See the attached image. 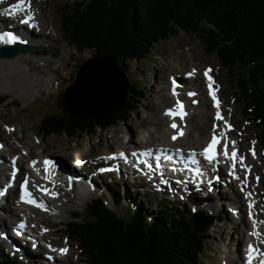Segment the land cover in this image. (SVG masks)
<instances>
[{
    "label": "trees",
    "instance_id": "trees-1",
    "mask_svg": "<svg viewBox=\"0 0 264 264\" xmlns=\"http://www.w3.org/2000/svg\"><path fill=\"white\" fill-rule=\"evenodd\" d=\"M70 7L68 14L66 6L61 9L64 41L115 64L141 61L153 44L177 36L176 29L193 34L204 54L219 61L245 118L264 144V0H83ZM244 69L246 74L239 76ZM258 84L262 88L257 89ZM139 91L136 84L129 86L123 103L105 117L51 114L41 119L38 130L47 137H91L108 126L126 124L141 108L134 99ZM108 193L119 207L121 189ZM160 202L133 204L130 218L124 220L96 198L84 217L73 214L65 232L78 242L85 264H201L209 234L196 233L192 216L182 215L181 208ZM0 264L20 262L0 250Z\"/></svg>",
    "mask_w": 264,
    "mask_h": 264
},
{
    "label": "rangeland",
    "instance_id": "rangeland-1",
    "mask_svg": "<svg viewBox=\"0 0 264 264\" xmlns=\"http://www.w3.org/2000/svg\"><path fill=\"white\" fill-rule=\"evenodd\" d=\"M82 1L83 0H35V6H39L40 10V12H37L36 17V19L39 20V31L41 24L43 23L44 28L47 27V30L51 31L50 33L53 34L52 38L57 42V45L53 43H50L51 45H46L44 43L46 37L40 38L38 34L34 36L35 40L43 43L35 46H42V44H44L43 46L52 47L56 53L52 54L45 50L36 51L34 53L24 52V57L29 58L30 60L29 62L27 61L26 63L24 62L21 64V68H26V73L22 70L11 68L6 74L7 76L0 75V139L5 141L7 146L11 147L9 149L10 152H7L9 156L17 153V151L24 152L22 149L27 150V148L32 147L33 154L39 155L38 158L42 159L43 155L46 154L47 157L49 156L54 159H60L64 162V165L67 166L74 156L80 157L82 156V153H86L87 155L97 154L103 152L107 148L111 149L113 147L115 150L117 147L126 145L128 140L132 141L142 135H149V133H147L149 131L153 134L157 126V117H160L161 115V111L158 109V103L161 101L158 94H161V92L158 90L161 89L162 85L167 87V84L165 83L168 81V79H166L167 74L170 69H172L173 65H180V63L182 65L186 64V70L190 68L188 64L199 69L206 65L213 68V73L220 85L221 97L225 103L226 116H230L237 129L242 131L244 136H248L249 141L244 143L242 140L241 142L243 145L242 150L249 149L251 142L257 138V152L261 153L264 151V145L259 142L260 139L257 136L256 128L249 124L246 121V118L242 116L244 112L241 109V105L237 104L233 85L229 82L227 74L222 70L219 61L214 55L206 56L204 54L203 45L197 37L176 28V31H178L177 36L153 44L149 53L141 61H127L125 63L117 62V66L124 72L128 85L131 86L136 84L138 88H140L139 93L134 99L139 102L141 108L139 113L136 116H133L128 123H118L116 126H108L103 130H98L96 134L91 137L80 135L76 138H67L62 134L57 136L51 135L49 137L42 135L38 130L41 119L50 116L51 114L59 115L65 113L61 107V96L63 91L70 87L75 81L79 67L85 61L95 57L93 51L86 49L77 51L72 45L68 46L64 41V33L60 21V15L63 12L61 9L66 6V12L68 14L71 10L70 6L72 2L76 3ZM42 59H47L54 68H57L58 77L56 80H52L46 74V70L41 69L43 74L40 75L39 78L45 80L47 86L46 84H43L33 87V84H31L29 80L31 76H34L31 62ZM173 69L175 68L173 67ZM244 72L246 74L247 69H244V71L242 70L238 75L243 77L245 75ZM63 76V82L58 85L60 82L59 80H61ZM262 86L264 87L263 82ZM2 87H5L6 89L4 92ZM260 88L262 87L258 84L257 89ZM209 120L207 119L206 122L209 123ZM163 123L164 124H162L161 127L163 125L165 126V121H163ZM7 130L13 131L9 132L12 136L6 135ZM115 144L118 145L113 146ZM140 146L146 147L147 145L145 143ZM94 163L95 161H91L85 166L84 171L87 172L86 178L88 179L92 170L101 165L100 163L98 166H94ZM255 163H260V161L257 160ZM261 163L263 166L256 170L258 173H261L262 170L264 171V160L261 161ZM83 176L84 175H81V177ZM2 179L3 177L0 173V181H2ZM90 180L92 182V179ZM103 180L110 184L108 189L112 188L117 190V188H121L123 192L125 191L127 195L126 199L134 205L144 200V203L150 206L153 200H157L181 208V213L185 217L193 216L194 214L192 213H194L193 210L195 209L196 212L200 211L204 215L212 216L213 222L208 226L207 232H204L209 234L210 239L205 241L204 250L200 254L201 264H213V260L215 258L217 259V254L219 252L222 253L224 250H226L230 257L238 259L239 256H242L240 254L243 252L241 249L243 244L241 241L237 244L232 240L234 238L236 240L241 239L235 233L237 226H241L240 228H242L243 234L246 229L243 228L244 225L242 222L235 223V221H231L232 217L228 213L229 205L227 202H224V197L221 196V193H214L210 199L213 203L205 206H202L204 203H198L196 200L197 198H189L186 203H172V198L169 197L168 192L166 191L162 192V194H153L151 188L142 189L141 184L139 183L129 186V183L128 185L125 184V179L123 180L122 177L119 178L116 175L104 177ZM262 185L264 187V179ZM75 190H77V187ZM138 190L141 192L140 195H137ZM104 191H108L106 187L98 189L94 194L85 198L82 197L83 194L80 192H78L79 195L67 196L70 203H68L60 212L64 219H60V216L58 215L38 214L37 220H33L34 223L38 222V225L42 224V226L46 227L47 224V226L50 227L49 238L51 237V239L56 241V246H70V254L66 260H60L61 263L58 262L56 264H68L70 261L73 264L84 263L78 248V242L71 238H69L68 240L70 241H68L66 239L67 233L65 230L66 224L73 219L72 214L78 213L83 217L85 216L86 206L91 201L100 197L103 199L106 207L114 214L124 220L130 218L131 209L133 207L131 208V205L124 201L119 207H114L109 197L104 194ZM80 197L83 200H79ZM168 199L172 202L168 201ZM230 199H232V197H230ZM128 200L126 202H128ZM7 203L11 202L7 200ZM215 204L218 208L216 212H213L214 209H212V206ZM201 209H203V211ZM12 211L13 210L8 208L7 213L9 214ZM70 211L71 213H69ZM152 213L153 211L149 210L148 217H151L153 215ZM0 217L6 218L1 212ZM31 217L32 216L30 215V218ZM14 220L17 221L18 219L15 218ZM1 226L2 225L0 224V227ZM1 230L2 229H0V231ZM7 230L8 229H6V232ZM2 242L3 241L0 238V249L5 247L2 246ZM29 245L27 250L31 256H29L30 260L21 253L14 252L19 254L16 255V259L20 261V264H28L29 262L47 264V262L34 260L35 253L31 251V246ZM25 253H27V251H25ZM21 255L24 259H21Z\"/></svg>",
    "mask_w": 264,
    "mask_h": 264
},
{
    "label": "bare ground",
    "instance_id": "bare-ground-1",
    "mask_svg": "<svg viewBox=\"0 0 264 264\" xmlns=\"http://www.w3.org/2000/svg\"><path fill=\"white\" fill-rule=\"evenodd\" d=\"M36 11L40 12L39 6H35V11H33V12L36 13ZM34 21L36 22V20H34ZM38 26H39V22L37 24V27ZM40 32H41V33H39L40 38L46 37L45 42H44L46 45H51L50 43L57 45V42L54 41V39L52 38L53 34L50 33L51 32L50 30H47V27L44 28L43 23L41 24ZM31 40H30L31 41L30 43H32L33 45H38L40 43H43V42H37L33 36L31 37ZM24 55H25V53L19 54L18 56L14 57L8 61L0 60V75L7 76L6 74L9 72V70L11 68H15V69L22 70L25 72L26 68L25 69L21 68V64L24 62L26 63L27 61L29 62L30 60H29V58L24 57ZM188 66L190 67L189 70H193L195 68V66H191V64H188ZM31 67L34 70V73H33L34 76H31V78L29 80H30L31 84H33V87L46 84L45 80H42L39 78V76L43 74L41 69H45L46 74L52 80H56L58 77L57 68H54L53 65L51 63H49L47 59L37 60L35 62L32 61ZM173 67L175 69H173ZM185 72H187L186 64L182 65L180 63V65H173L172 66V69H170L169 73L166 76V79L169 80L170 75L180 79V83H181L182 87H179L177 89V92H180V95H179L180 97H178V98L173 97L172 98V96H170L168 94L169 93L168 81L165 82L167 84V87L162 85L161 89L158 90L159 92H161V94L160 93L158 94L159 99L161 100L160 102L158 101L159 102L158 103V109H159V111H161V115H160V117H157V126L155 128V131L153 132V134H152V132L149 131V132H147V133H149V135H147V136L142 135L139 138L133 139L131 142H132V144H134V147H136L138 149H140V148L144 149L145 147H142L140 145H142V144L144 145L146 143V145H147L146 147L153 146V145L166 147V145H172V146H183L186 149H194V148L199 149V148H202V146L207 142L210 134L213 133V131H217V129H219L217 126L214 125L215 123H213V121H212V114L211 113H213V112L210 108L209 101L205 97L204 83H203L200 75H194V76H192L191 79L186 80V79H184V76H183ZM63 79H64V76H63V78H61V80H59L60 82L58 83V85L63 82ZM46 86H47V84H46ZM2 89H3V92L6 90L5 87H2ZM189 93H192L193 96L190 97ZM173 96H175V95H173ZM171 99H179V100L183 99V101L188 102V105H189L188 106V112L189 113L183 117L175 118L174 120H171V122L169 124H167L166 118L164 116L162 117V111L165 108L172 106L173 102ZM207 119L208 120L210 119L209 123L206 122ZM163 121H165V126L163 125L161 127V125L164 124ZM183 123H186V126H187L186 129L182 127ZM175 135H178L179 137L175 143H171L170 139L172 136H175ZM1 143L2 142H0V144ZM116 145H118V144H115L113 146H116ZM6 148H7V150H9L11 147L6 146ZM113 148H111V149L107 148L103 152H99L97 154L87 155L86 153L85 154L82 153L81 154L82 156H80V157L74 156L72 158L71 162L74 163L75 161L76 162H78V161L84 162V161H90V160L93 161V159H94V161H97V158H99V160L101 161L100 157L102 155H109V153H112V151L114 152ZM119 149L120 148L117 147V150H119ZM22 150L29 152L28 157L30 159L28 160V163L26 161L24 162V159L26 157L24 156L23 151H19V152L17 151V153H14L12 155H15L18 158L20 165L22 167L24 166V164L25 165L28 164L30 169H26V170L28 173H31V170L34 168V166H37V164L35 163V160L38 158L39 155L33 154L32 147L27 148V150L26 149H22ZM30 154H31V156H30ZM46 158H47V156H46V154H44L42 159H46ZM3 159L5 160V158H3ZM5 162H6V160H5ZM0 167H1L0 168L1 176L5 177V174L7 171L6 164H3ZM69 168H71V167L69 166ZM79 169L82 172L85 169V166H81V167H79ZM35 172L37 173L36 169L33 170V173H35ZM21 175H22V173H21ZM28 177L31 178V180L35 181V184H37L38 187L45 188L47 190L50 189L49 184H46L43 181L39 182V180H35L32 176V173ZM45 177H48V176L45 174L40 175L41 179H44ZM61 177H62V179H65L62 175H61ZM125 181H127V179H125ZM64 182L67 184L66 180H64ZM39 183L41 185H38ZM230 191H232L231 197L233 200L230 198L228 199L230 202L229 207L235 206L234 208H232V210H237L236 212H239V214L242 215V219L240 220V222L243 223V225H244L243 228L246 229V231H244V234H243V230H242V228H240L241 226H239V227L237 226L235 233L241 239L236 240L234 238L232 241L237 243V244H238V242L241 241V243L243 244V246H242L243 252L240 254L242 256H239V257L237 256L238 257V259H237V258L230 257L227 254L226 250H224L222 253L219 252L217 254V259L215 258L213 260V264H243L244 253L246 251L247 244L248 245H255V244L261 245V243H262V246H264V242L262 241V239H264V230H263L264 225H261L259 218H258V221L254 220V215L258 211L257 203L254 202L252 209L250 211H248V215L251 218V221H248L245 217H243V214H241L243 212L244 208L246 207L247 200H245L243 195H241L238 192V188H236V190H235V187L231 186ZM50 193L52 195H54V189H51V191H49L48 195ZM74 195H79V193L73 190V196ZM219 196H220V194H219ZM6 200H8L12 203V201H14L13 195H11V194L8 195ZM46 200L48 202H46ZM46 200L44 199V203H45V205L48 206L49 211L55 215L60 216V219H64L63 216L60 214V212L62 211L63 208H65L67 206L68 203H70L68 201L67 196L60 195L58 197V199L55 200L54 205L48 199H46ZM217 208H218V206L216 204L213 205L212 206V209H214L213 212H216ZM11 210H13V211L8 214L7 213L8 208L5 207L3 209H0V212L2 213V215L6 216V218L0 217V224L2 225L0 227V229H2L0 231V234L3 232H6V229L11 228L10 226L15 225V222H16V220H14L15 218L16 219L22 218L17 214L16 210H14V209H11ZM262 212H264V207L262 208ZM69 213H71V211ZM236 222H238V221H235V223ZM30 223H34L33 219H31V218H30ZM253 232L257 233V235H252ZM29 244L31 245L32 243H29ZM17 253H18V251H17ZM19 253H21L23 256L27 257L26 256L27 253H25V251H22ZM63 259L64 258H60V260H63ZM245 260H249V257H247ZM251 264H256V263L252 262Z\"/></svg>",
    "mask_w": 264,
    "mask_h": 264
},
{
    "label": "water",
    "instance_id": "water-1",
    "mask_svg": "<svg viewBox=\"0 0 264 264\" xmlns=\"http://www.w3.org/2000/svg\"><path fill=\"white\" fill-rule=\"evenodd\" d=\"M41 47L17 44L0 50L1 60H10L22 52L33 53ZM49 52L56 53L52 48ZM129 85L124 72L106 57H94L85 61L78 69L75 81L62 94V104L69 118L96 119L116 110L127 96ZM213 222L201 213L192 218L193 229L202 234Z\"/></svg>",
    "mask_w": 264,
    "mask_h": 264
},
{
    "label": "snow or ice",
    "instance_id": "snow-or-ice-1",
    "mask_svg": "<svg viewBox=\"0 0 264 264\" xmlns=\"http://www.w3.org/2000/svg\"><path fill=\"white\" fill-rule=\"evenodd\" d=\"M23 3H24V0H17V6H20ZM17 39L18 38L16 36H14L12 33H3V34H0V43H8V44H11V43L15 42ZM205 75H207V72L205 73ZM213 99H215V98L213 97ZM217 118H219V116ZM211 147H212V145L210 144L209 145V148H211ZM204 151H205V155H207L208 154V148H206ZM233 156H235V151H233ZM45 163H48V162L46 161ZM23 198L24 197H22V199ZM28 202H31V201H28ZM252 235H257V233L253 232ZM252 251H253V249L251 248V246H249V260H251V252ZM60 252L61 253H64V252H66V249H60ZM261 264H264V261H262Z\"/></svg>",
    "mask_w": 264,
    "mask_h": 264
}]
</instances>
